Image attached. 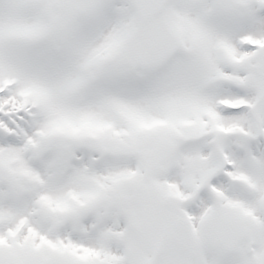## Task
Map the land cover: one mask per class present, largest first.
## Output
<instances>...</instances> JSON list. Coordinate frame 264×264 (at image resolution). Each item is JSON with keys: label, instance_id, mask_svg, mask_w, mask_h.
I'll return each mask as SVG.
<instances>
[{"label": "snow or ice", "instance_id": "6c2138e0", "mask_svg": "<svg viewBox=\"0 0 264 264\" xmlns=\"http://www.w3.org/2000/svg\"><path fill=\"white\" fill-rule=\"evenodd\" d=\"M0 264H264V0H0Z\"/></svg>", "mask_w": 264, "mask_h": 264}]
</instances>
